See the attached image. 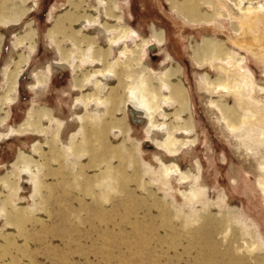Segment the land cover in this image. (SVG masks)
Returning a JSON list of instances; mask_svg holds the SVG:
<instances>
[{"label":"rangeland","instance_id":"rangeland-1","mask_svg":"<svg viewBox=\"0 0 264 264\" xmlns=\"http://www.w3.org/2000/svg\"><path fill=\"white\" fill-rule=\"evenodd\" d=\"M17 1L19 13H26L23 21L19 26L0 27V98L8 93L4 67L12 53L13 40L23 34L28 24V30L38 33L39 39L25 73L17 80L16 99L3 110L9 116L0 126V132L32 122L36 114L46 113L48 109L63 124V130L57 139L53 134L59 128L50 130L41 140L42 136L28 127L26 134H14L0 140V178L5 181L10 180L11 174H18L23 154L28 160L31 156L35 159L42 156V162L49 158L47 168L50 167L45 182L40 179L45 188L41 196L34 192L31 180L27 179L33 175L30 172L20 186V197H11L13 207L9 210L16 215H13L10 226L8 221L0 219V264H207L209 261L202 255L206 249L203 243L201 248L191 247V250L190 246L184 247V243L194 242L191 234L202 225L200 220L187 223V216L194 212L199 202L208 201L215 212L224 213L229 207L235 208L240 225L248 226L264 248L261 174L256 171L254 163L237 155L234 140L239 136L232 135L219 118L217 120L209 113L199 87L205 71L212 80L221 75L220 63L200 69L193 58V48L203 44L207 37L221 39L245 55V65L255 73L258 82H263L264 48L259 50L255 43L252 44L254 35L251 31L245 29L247 38L243 41L239 36L241 32L237 37L230 20L199 25L189 23L170 10V0H116L127 23L140 33L141 38H151L153 25L165 30L166 41L160 46L151 43L147 48L148 64L154 73L163 72L172 65L179 70L190 92L194 126L190 137L196 136L197 140L194 145H185L176 157L184 175L189 176L197 164L202 167L205 192L194 202L195 208L192 209L191 204L185 205L178 195L180 190L185 192L189 184L179 186L172 182V187L165 189L154 182V173L159 166L155 157L164 154V160L168 161L170 156L156 146L163 135L157 133L150 139L144 119L134 115L132 110L127 111V122L132 129L127 138L128 150H112L123 140L121 135L111 133L105 144L107 147L97 148L94 144L92 152L87 149L78 155L80 149L77 145L85 137L74 138L73 134L83 124L74 118L77 112L85 115L86 109L76 103L79 94L72 87L73 71L58 63L59 56L52 50L48 37L54 20L61 18L69 7V0ZM263 12L257 17L261 36H264ZM231 20L237 23V20ZM21 51L28 55L24 49ZM168 56L173 61L167 59ZM16 61L15 58L9 70ZM49 64L52 67L50 80L41 87L35 85L36 78L46 76L43 69ZM33 73L37 74L36 78H31ZM227 99L240 110L234 96L229 95ZM185 113L189 118V113ZM72 138L76 144L71 149ZM93 141L95 137L91 143ZM68 142L67 148L64 147ZM44 144H47L45 148ZM34 147L41 150L39 156ZM53 152H56L55 162ZM146 170L149 173L142 177ZM4 189L10 194L13 188L5 186ZM5 201V197L0 199V207ZM161 209L167 224L162 222ZM213 220L217 221L216 218ZM237 225H233L234 231L238 229ZM198 234L204 236L205 232L200 229ZM216 238L219 240L220 236Z\"/></svg>","mask_w":264,"mask_h":264},{"label":"bare ground","instance_id":"bare-ground-1","mask_svg":"<svg viewBox=\"0 0 264 264\" xmlns=\"http://www.w3.org/2000/svg\"><path fill=\"white\" fill-rule=\"evenodd\" d=\"M17 4V0H0V27L19 26L23 21L26 13H19ZM209 9H212L211 12H208ZM170 10L176 11L178 17L197 25L230 20L234 32L237 31L236 35L241 32L240 39L244 41L247 38L244 31L249 29L254 35L252 44L255 43L259 50L264 48V36H261L258 27L260 22L257 20L258 15L264 11V0H170ZM231 19L237 20V23ZM28 25L23 34L13 40L15 44L11 45L12 53L4 67L9 88L8 93L0 98V126L8 120L9 114L3 110L16 99L14 94L17 92V80L25 73L27 64L38 46V33L29 31ZM152 30L151 38H141L140 33L127 23L125 13L116 0H69V7L61 18L54 20L48 37L52 50L59 56L58 63L73 71L72 87L79 94L76 103L86 109L83 116L78 112L74 114V120L83 124L73 136L75 139L85 137L77 145L80 149L78 155L84 154L87 149L92 152L91 147L94 144L97 148L107 147L105 144L111 133L121 135L123 140L120 145H114L112 150H128L127 138L132 129L127 122V111L132 110L134 115L144 119L146 134L150 139L155 138L157 133L163 135L162 141L156 143V146L170 156L168 161L164 160V154L155 157V163L159 166L154 173V182L165 189L172 187V182L179 186L189 184L185 192L180 190L178 195L185 205L191 204L194 209L198 197L205 192L202 167L196 163L195 170L189 176L184 175L176 157L185 145H194L197 140L196 136L190 137L194 128L190 92L184 80L182 81L179 70L176 71L172 65L160 73L152 71L153 68L147 61V48L151 43L160 46L166 41L164 29L153 25ZM21 49L27 51L28 55H24ZM14 50L21 53H15ZM193 50L194 63L200 69L220 63L221 75L214 80L209 77L207 71L201 75L200 90L203 91L209 113L217 120L219 118V122L223 123L232 135L239 136L234 140L236 153L243 160L255 164L256 171L261 174L259 186L264 192V81L258 82L255 79V73L244 63V54H239L221 39L207 37L203 44L196 45ZM15 58L17 61L9 70ZM168 58L173 61L171 56ZM43 72L44 76L46 75L43 78H36V73L31 75V78L35 76V85L39 87L50 80L51 65L44 68ZM229 95L235 97L242 112L229 104ZM48 110L46 113L36 114L35 118L38 120L34 118L32 122L28 121L18 128L0 132V140L8 139L14 134H26L28 127L35 129L34 131L42 136L41 140L50 130L59 128L60 130L53 134L54 139L59 138L63 124L53 116L52 110ZM185 112L189 113V118ZM1 113L5 115L2 116ZM43 122L46 123L45 126ZM93 137L95 141L91 143ZM74 138L70 142L71 149L76 144ZM68 145L69 142L65 143L64 147L67 148ZM46 146L47 144H44V148ZM132 146L136 148L135 144ZM34 150L38 156L42 153L36 147ZM53 153L52 159L55 162L56 152ZM249 156L250 159L247 158ZM26 157L23 154L22 166L18 168V174L10 175V182L0 178V199L6 198L0 207V219L8 221L9 226L13 215H16L9 210L13 207L11 197H20V186L26 179L25 175L33 173L27 179L31 180L34 192L41 196L45 188L40 179L43 178L45 182L50 170V167L47 168L49 158L42 162V156L36 159L31 156L29 160ZM148 173L146 170L142 177H146ZM5 186L13 188L10 194L5 193ZM199 203L194 212L187 216L186 222L191 224L200 220L202 225L198 230H203L205 235L200 236L198 230L193 231L191 236L194 242L187 245L184 243V247L190 246V250L191 247L201 248L203 243L206 249L205 253L202 251V255L209 261L207 264H264V254L261 253L264 248L261 242L251 233L248 226L240 225L235 208L229 207L222 213L213 211L209 201ZM160 214L162 222L167 224L163 209ZM214 214L216 222L213 220ZM235 223L238 224L236 231L233 229ZM217 235L220 236L219 240Z\"/></svg>","mask_w":264,"mask_h":264}]
</instances>
